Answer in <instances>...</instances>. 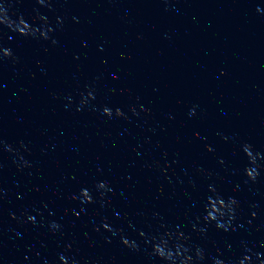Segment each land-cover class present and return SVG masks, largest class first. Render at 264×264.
<instances>
[{"label":"water","instance_id":"water-1","mask_svg":"<svg viewBox=\"0 0 264 264\" xmlns=\"http://www.w3.org/2000/svg\"><path fill=\"white\" fill-rule=\"evenodd\" d=\"M0 264H264V0H0Z\"/></svg>","mask_w":264,"mask_h":264},{"label":"snow or ice","instance_id":"snow-or-ice-1","mask_svg":"<svg viewBox=\"0 0 264 264\" xmlns=\"http://www.w3.org/2000/svg\"><path fill=\"white\" fill-rule=\"evenodd\" d=\"M101 187H103V185H101ZM86 197H87V193H86Z\"/></svg>","mask_w":264,"mask_h":264}]
</instances>
